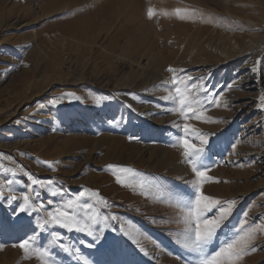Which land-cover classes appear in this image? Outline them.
Wrapping results in <instances>:
<instances>
[{"label":"rangeland","instance_id":"374dc122","mask_svg":"<svg viewBox=\"0 0 264 264\" xmlns=\"http://www.w3.org/2000/svg\"><path fill=\"white\" fill-rule=\"evenodd\" d=\"M225 52L237 58L225 64ZM174 74L207 86V93L190 89L189 98L207 107L202 118L185 119L163 99L175 95ZM213 96L218 105L208 104ZM261 97L264 0H0V186L19 198L0 201V264H43L18 245L39 232L48 200L66 201L81 188L107 201L85 197L109 219L92 237L60 227L36 235L54 264H197L182 237L196 180L178 144L184 123L210 142L212 179L203 192L224 207L234 202L207 250H218L245 220L246 229L264 228ZM108 165L136 175L119 184ZM5 178L14 180L11 192ZM140 180L151 187L141 189ZM25 195L32 215L14 214ZM17 214L24 227L13 224ZM251 247L238 264H264V232Z\"/></svg>","mask_w":264,"mask_h":264},{"label":"snow or ice","instance_id":"6c2138e0","mask_svg":"<svg viewBox=\"0 0 264 264\" xmlns=\"http://www.w3.org/2000/svg\"><path fill=\"white\" fill-rule=\"evenodd\" d=\"M179 11V10H178ZM153 15V10L150 8L148 10V16ZM169 72L176 73V70L169 67ZM183 72V70H181ZM193 81L191 85L185 83V81ZM171 87L175 92V95L170 91L169 94L163 99L165 101H173L177 105L176 108L172 109L179 113L181 117L185 119L196 118L200 119L203 113L207 111V107L203 106L200 101H196L194 98L190 99V89L199 88L207 93L208 89L206 85H197L195 83V78L176 75L174 74L171 80ZM183 85V90L181 88ZM206 98V97H205ZM264 100V97H261ZM51 103L55 105L57 103L56 99L53 98ZM196 104H201L200 107H194ZM209 105H218V100L215 96L208 101ZM177 128L181 135L178 139V144L183 149V158L185 163L190 165L191 171L196 177L193 181L192 188L193 191L190 197L187 199V211L183 217V223L186 227L183 230V246L188 249L191 253H195L197 256V264H238L245 255L255 248L251 247L252 242L256 238L257 232H264V228L252 227L245 228L247 221L245 220L237 233H234V237L223 242L222 246L219 247L214 253L209 252L208 245L214 240L217 235V231L221 228L222 223L229 217L231 213L232 203L228 202V206L224 207L222 202L211 196L206 195L203 190V182L211 180L212 178L208 176L211 165L206 163L207 153L209 149V140L205 138L204 134L194 129L192 125L184 123L183 125L178 124ZM193 138L199 139L200 145L197 146L193 142ZM204 146H207V150ZM235 147V145H233ZM48 167H52L51 162H44ZM109 169H113V175L115 176L116 182L119 184H124L125 174L136 175L135 171L131 168L117 165H108ZM6 172H10L12 176L16 175V172L12 169H5ZM218 182V181H216ZM14 183L13 179H4V184L8 186L9 192L12 191L11 185ZM40 183L37 179H32V185H38ZM139 187L143 190H147L151 185L144 180L138 182ZM61 189V193H62ZM60 193L53 191L51 195L53 197ZM97 197V203L107 206V201L99 197V193L96 191H90L84 188L66 201L56 202L54 200H48L47 204L52 205L51 210L45 208L44 202H40V207L45 208L46 219H43L39 223V232L35 235H28L22 239L19 243V248L24 253L35 252L41 257L45 258L43 264H54L51 261V253L48 249L41 248L36 245V235L42 233L48 227H60L67 231H75L78 233L86 234L92 237L94 232L102 231L96 226L107 221L109 217L107 215L101 216L99 211H94V205L85 200V197ZM19 198L14 195L5 196L3 191V186H0V201L13 202L17 201ZM29 196H23V203L19 205L18 210L13 209L14 214L26 213L27 215H32L31 204L29 202ZM213 209L218 211V215L209 217L207 213L211 212ZM112 220H116L115 215L111 216ZM13 224L20 227H24L23 221L17 214L16 220ZM242 233V234H241ZM53 237V243L55 244L59 241L60 237L57 233H51ZM127 235V234H125ZM98 241L88 244V247L92 248L96 246ZM2 247V245H0ZM58 247L63 249L65 252L69 249L61 242Z\"/></svg>","mask_w":264,"mask_h":264},{"label":"bare ground","instance_id":"6f19581e","mask_svg":"<svg viewBox=\"0 0 264 264\" xmlns=\"http://www.w3.org/2000/svg\"><path fill=\"white\" fill-rule=\"evenodd\" d=\"M248 45V44H247ZM252 45V44H251ZM251 46H248L247 48H245V50H247L248 48H250ZM250 51V50H249ZM247 55L248 54V52L246 51V52H242V54H241V56L243 55ZM222 57H224V61L226 62L225 64H227V63H231V62H233L237 57H230L226 52L225 53H223L222 54ZM258 57H260V54H258ZM239 58V57H238ZM132 103V102H131ZM175 171V170H174Z\"/></svg>","mask_w":264,"mask_h":264}]
</instances>
